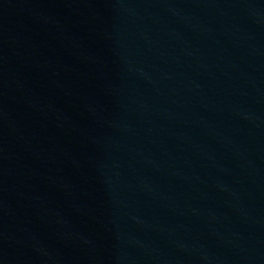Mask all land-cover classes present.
Returning <instances> with one entry per match:
<instances>
[{
    "label": "water",
    "instance_id": "1",
    "mask_svg": "<svg viewBox=\"0 0 264 264\" xmlns=\"http://www.w3.org/2000/svg\"><path fill=\"white\" fill-rule=\"evenodd\" d=\"M0 264H264V0H0Z\"/></svg>",
    "mask_w": 264,
    "mask_h": 264
}]
</instances>
